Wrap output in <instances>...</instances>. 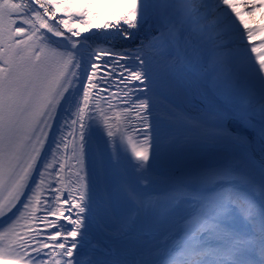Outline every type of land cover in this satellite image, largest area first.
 Instances as JSON below:
<instances>
[{"label": "snow or ice", "instance_id": "1", "mask_svg": "<svg viewBox=\"0 0 264 264\" xmlns=\"http://www.w3.org/2000/svg\"><path fill=\"white\" fill-rule=\"evenodd\" d=\"M238 7L0 0V264H264V39L253 42L264 26ZM145 26L134 49L81 39ZM174 97L199 99V114ZM177 123L180 147L216 162L174 169L162 196L86 167L102 132L109 165L130 154L146 171L176 147L164 129Z\"/></svg>", "mask_w": 264, "mask_h": 264}, {"label": "bare ground", "instance_id": "2", "mask_svg": "<svg viewBox=\"0 0 264 264\" xmlns=\"http://www.w3.org/2000/svg\"><path fill=\"white\" fill-rule=\"evenodd\" d=\"M108 10L110 9H98L97 11ZM122 27L127 28L126 25H122ZM128 31L132 32L133 35L127 40L122 38L117 29H92L88 32H83L81 34V39H83L84 37H88L89 43L93 45L102 44L104 46L114 47L116 50L134 49L137 45L140 44L141 40L147 43V41L150 39V34L147 30V26L140 29H129ZM123 63L130 64L131 61H123ZM109 67H111L110 64ZM114 79H119V77H114ZM136 86L141 87L138 83ZM129 87H132V85H129ZM111 91H116L115 87H113ZM144 95L146 94H142L140 92L134 93V97L143 98ZM173 99L175 100V103L180 105V107L190 115L196 116L199 114V99H192L191 101H188L183 97H174ZM164 132L170 133L177 138L176 147L168 150L162 149L159 158H157L156 160L150 159V167L143 172L137 171L132 167V164L135 162L131 160L130 154L129 156H122L119 165H109L108 159L112 151L111 146L106 145L105 143V141H107L106 134H103L102 132H96V135L99 136V143L97 147L91 145L92 151L86 157L88 162V168H91L93 162H95L97 172L99 173L101 164H103L104 168L107 171L109 180L112 183L124 181L143 193H147L153 196H162L163 194L167 193L171 188V182L169 181L168 177L171 175L174 169L189 165L193 162L207 164L216 162L211 157L201 158V155L199 153L195 151L190 152L187 149H182L180 147L181 143L185 140V137L188 135L186 128L182 124L177 123L173 125L170 129L165 128ZM139 138L142 139V135ZM153 164L154 166H152ZM162 181H164V183L167 182L168 186L166 188L160 187ZM102 195L103 179L98 177L96 192L97 202H99V199ZM45 196H49V193L45 192ZM17 207L19 208L22 206L18 205ZM60 223L66 224V221L61 218ZM70 227L71 225H67V228ZM55 230L56 229H51L50 231Z\"/></svg>", "mask_w": 264, "mask_h": 264}, {"label": "rangeland", "instance_id": "3", "mask_svg": "<svg viewBox=\"0 0 264 264\" xmlns=\"http://www.w3.org/2000/svg\"><path fill=\"white\" fill-rule=\"evenodd\" d=\"M236 2L238 3L239 7L241 8V11H243L245 13L246 21L248 22L249 26H254V27H257V28H261V26H264V8L257 7L253 11V13L250 14L249 11H248V8L244 7V4L247 3L248 0H236ZM262 2H263V0H255V3L257 5L262 4ZM261 31L256 34V36H258V35H261V36H258L254 40V43L258 44L262 39H264V32H263V34H261ZM98 138H99V136L96 135V132H94V134H93V136L91 138V145H94V146L97 147V145L99 143V139ZM152 166H154V164ZM86 167L88 168L87 158H86ZM161 183L162 184H160V187H165L166 188L168 186L167 182L164 183V181H162ZM50 195L51 194L49 193V196Z\"/></svg>", "mask_w": 264, "mask_h": 264}, {"label": "trees", "instance_id": "4", "mask_svg": "<svg viewBox=\"0 0 264 264\" xmlns=\"http://www.w3.org/2000/svg\"><path fill=\"white\" fill-rule=\"evenodd\" d=\"M238 11H240V12H242L244 14V19L246 20V15H245V13L243 11H241L240 7H238Z\"/></svg>", "mask_w": 264, "mask_h": 264}]
</instances>
